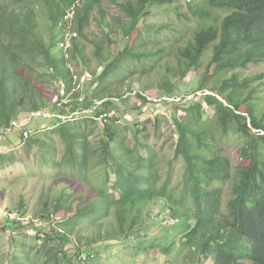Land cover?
I'll return each instance as SVG.
<instances>
[{
  "label": "trees",
  "instance_id": "1",
  "mask_svg": "<svg viewBox=\"0 0 264 264\" xmlns=\"http://www.w3.org/2000/svg\"><path fill=\"white\" fill-rule=\"evenodd\" d=\"M176 1L115 4L124 18L113 26L118 41L111 39V31L104 41L102 26L104 38L88 41L102 72L92 73L80 92L59 46L68 13L72 12L76 35L85 39L83 32L95 18L92 13L102 20L101 0H0L2 142L9 144L20 137L9 125L21 113L64 117L50 119L46 131L24 139L25 148H35L34 159L46 173L43 180L48 188L35 204L21 196L14 211L16 220L6 222L8 231L24 226L18 228L24 229L21 236H9L3 256L6 264H75L74 254L93 252L95 246L112 241L128 248L138 242L141 251L165 256L166 264H179L181 258L183 264L209 260L264 264V99L253 87L254 79L242 77V70L264 61V0H205L210 10L195 7L189 0V10L200 24L175 55L179 79L174 83L167 69L158 88L171 97L177 88L189 87L195 98L188 106L165 102L174 111L177 146L164 178L146 141L144 125L122 128L115 117L101 121L102 110L67 118L77 110L93 109L97 101L122 99L131 91L114 88L112 81L129 63L160 54L142 51L140 44L148 34L144 20L152 16L153 8ZM218 13H224L220 21ZM166 50L162 48L161 54ZM69 51L68 59L85 63L84 48L74 39ZM209 53L202 77L185 82L188 73H199ZM54 81L61 84L63 95L48 109L46 86ZM205 90L215 95L197 93ZM144 92L134 97L135 106L152 104V97ZM63 100L67 102L61 104ZM204 104L215 108L212 117ZM115 106L110 103L106 108ZM128 132L133 136L131 146L125 139ZM218 133H235L244 139L236 165L215 147ZM10 156L0 154V166L12 165ZM180 160L183 174L174 185L171 163ZM231 180H235L232 197L225 204L223 184ZM29 207L32 213L24 220ZM155 212L166 215L170 224L152 235L156 224L148 220ZM27 230L36 234L29 237ZM68 246L75 253L70 254Z\"/></svg>",
  "mask_w": 264,
  "mask_h": 264
},
{
  "label": "rangeland",
  "instance_id": "2",
  "mask_svg": "<svg viewBox=\"0 0 264 264\" xmlns=\"http://www.w3.org/2000/svg\"><path fill=\"white\" fill-rule=\"evenodd\" d=\"M128 0H101V13L102 20L96 16L95 11L92 13L94 19H90L88 26L86 27L83 39L75 34V25L73 22L67 24L64 36V49L69 55L70 44L74 39V42L79 45V47L84 48L85 63L82 64L80 61L68 59L66 61L67 67L71 72L79 79L82 77H90L94 72H101L102 68H99L96 60L93 58L92 48L88 41L96 39L97 37H103L104 30L105 38L107 40L106 34L111 31V39L118 41L114 30V25L120 24V21L124 18L121 16L115 4L125 3ZM205 0H191V3L195 7L201 9L210 10L204 3ZM189 0H177L172 5L160 6L153 8V14L148 19L144 20L143 29L148 32L147 36L143 39L140 45L144 48L142 51L153 52L156 50L158 55H153L151 59L144 60L142 63L139 61L131 62L123 68V74L116 76L112 81V86L114 88H120L124 90H132L137 92H144L151 90L147 93L152 99H163L167 97L160 92L158 84L163 77L167 76V69H170L172 81L175 83L179 76L175 73L177 70L176 57L180 47L184 46L189 39L192 38L195 30L198 28L200 22L194 17L193 13L189 10ZM215 14V11H213ZM219 21L224 17V13H218ZM70 19L71 16H68ZM101 23V25H100ZM102 26V27H101ZM161 27L160 33L155 31L156 28ZM153 29V30H152ZM137 48H139V46ZM166 47L165 53L161 54V49ZM108 54V49H105V56ZM211 53L207 55L204 60V65L200 69L199 73L195 74V71L188 73L185 77V82H195L199 80L202 75L207 70V65L209 63ZM213 69L210 70V72ZM243 78H253V87L258 89L257 93L264 99V61L251 64L247 69L242 70ZM86 83L76 81L75 90L83 91L86 87ZM192 88L183 91L177 88V92L171 96L178 98L172 102L183 101L179 104L181 106H188L195 97ZM206 93L208 91H205ZM46 93L48 94L47 108L52 109L55 101L59 95H63V90L61 85L54 81L52 84L46 86ZM200 94V93H198ZM67 98H69L67 96ZM193 98V99H192ZM118 115L120 118V125L122 128L126 126L131 127L132 125L139 124L143 128V133L146 136V141L148 142L149 148L156 155L155 158L158 162V166L161 169L163 178L166 175L168 169V163L173 159L174 151L177 146V135L172 123V117L174 116V111L171 110L170 105L165 103L150 104L145 107L136 105V100L134 98H128L125 102H118ZM138 107V109H136ZM204 108L207 109L209 116H213L215 113L214 107H207L204 104ZM183 111H180L182 113ZM49 114V113H48ZM30 113H21L18 116L19 122H24L30 119ZM50 116H53L49 114ZM50 119L44 117L34 118L31 126L29 128L30 135H35L36 131L42 130L46 131ZM264 134V131L261 132ZM126 142L132 145V133H126ZM8 138L12 137V134L7 135ZM244 139L235 133H230L224 136L218 133L215 140V147H218L220 152L225 153L227 156L231 157L233 164L236 165L239 158V149L243 146ZM35 148L27 149L20 145V137H16L13 142L7 144L2 142L0 138V154L12 155L10 157L14 158L12 165L0 166V264H6L4 259V254L8 247V239L10 234L14 236H21L24 228L18 225L14 226L13 231L5 230L7 221L16 220L17 215L14 213L15 208L18 205V201L21 196L29 198L31 204L38 202L41 198V194L46 192L48 188L47 181L43 180L44 171L39 169V163L35 158ZM145 157L149 155L146 151H142ZM172 168V182L174 185L181 179L183 174V161H173L171 163ZM235 180H231L223 184L225 190L227 191L226 203L232 197V189ZM28 218L32 213V207L28 208ZM150 224H156L153 226L151 234H159L160 226H165V223H169L168 217L158 216L155 212L153 216L148 220ZM167 224V225H168ZM1 226L4 230L1 229ZM29 237H33L36 232L32 230L26 231ZM29 242V241H28ZM138 242H134L130 248H124L122 244L118 243H103L96 246L95 255L96 258L90 261L89 264H166V257L161 255L159 252L145 253L137 251L136 248ZM147 242L145 243V246ZM70 254H73V249L69 248ZM179 264H183V259H179ZM206 264H214L212 260H209Z\"/></svg>",
  "mask_w": 264,
  "mask_h": 264
},
{
  "label": "clouds",
  "instance_id": "3",
  "mask_svg": "<svg viewBox=\"0 0 264 264\" xmlns=\"http://www.w3.org/2000/svg\"><path fill=\"white\" fill-rule=\"evenodd\" d=\"M68 16H71V18L69 19ZM72 12L68 13L66 19L69 23L72 22ZM67 23V24H68ZM86 29V28H85ZM75 31H76V28H75ZM85 31V30H84ZM84 33V32H83ZM76 34V33H75ZM77 36V35H76ZM71 45V44H70ZM61 49H62V52L63 54H65L66 56V61L68 60V53H66V49H64V39L62 41V43H60V46H59ZM70 52V51H69ZM71 71V70H70ZM102 72V71H101ZM101 72H95L97 74H100ZM73 74V73H72ZM91 79V76L90 77H82L81 79L77 78L74 74H73V80H74V85L77 82H79L81 80V82H84V83H88ZM61 85V84H60ZM75 87V86H74ZM76 91H79V90H76ZM205 91H208L207 93ZM205 91H198L197 93H200L201 94H212V95H215L212 91L210 90H205ZM138 92L137 91H130V92H127L123 95L122 99H119L118 97H109V98H105L101 101H97L95 103V106L93 109L91 110H77L76 112L72 113L69 117L67 118H72L74 116L76 117H80L82 115H87V114H92L93 112H95V110H102L101 112V115L99 117V119L101 121H105V122H108L110 121V119H112L113 117H115L116 119L119 118V115H118V111L116 110L118 108V105L122 102H125L126 99L128 98H134L136 96ZM220 99H222L220 96H218ZM178 98H175L173 96L171 97H164L163 99H150L152 101L153 104H158V103H165V102H172L174 100H176ZM183 100L180 99L179 101H175V102H178V103H181ZM224 101V100H223ZM67 101L63 100L61 101V104H64L66 103ZM110 103H113L115 104L116 106L113 107L114 109H111L110 107L109 108H106L108 104ZM107 109L109 110V112H107ZM82 111V112H80ZM50 114V112H48ZM47 112L45 113H42V112H39V113H30V119H28L27 121H24V122H19L18 120H15V121H12L9 125L10 128H13V130L20 136L22 137V139L20 138V145L23 146V144L25 143L24 142V139H27L29 137V128L31 126V123L33 121L34 118H37V117H44V118H47V119H52L54 117H57V118H64V117H61V116H58V115H55V114H51L53 116H50ZM18 119V118H17ZM120 123V121H119ZM10 130V129H8ZM256 132H258L259 130H254ZM262 134V133H261ZM16 215V214H15ZM29 218L27 217L26 219L24 220H28ZM114 243H118V244H122L118 241H112ZM112 242H108V243H112ZM103 244V243H101ZM123 245V244H122ZM138 245V244H137ZM137 245H134V246H137ZM98 246V245H97ZM124 246V245H123ZM68 248H71L73 249V253H75V250L73 247H70L68 246ZM124 248H128V247H125ZM130 248V247H129ZM95 250H96V246L93 248V252H90V253H81L79 255H75L74 254V263L75 264H89L90 261L94 260L96 258V255H95ZM137 251H141L139 248H136ZM143 252V251H141Z\"/></svg>",
  "mask_w": 264,
  "mask_h": 264
}]
</instances>
